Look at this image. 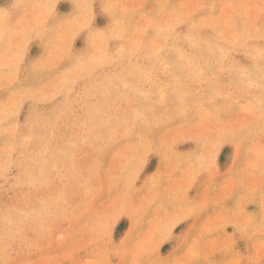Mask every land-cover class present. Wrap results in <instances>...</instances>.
Here are the masks:
<instances>
[{"label":"rangeland","instance_id":"1","mask_svg":"<svg viewBox=\"0 0 264 264\" xmlns=\"http://www.w3.org/2000/svg\"><path fill=\"white\" fill-rule=\"evenodd\" d=\"M0 264H264V0H0Z\"/></svg>","mask_w":264,"mask_h":264},{"label":"bare ground","instance_id":"2","mask_svg":"<svg viewBox=\"0 0 264 264\" xmlns=\"http://www.w3.org/2000/svg\"><path fill=\"white\" fill-rule=\"evenodd\" d=\"M109 3H110V2H109ZM109 3H108V4H109ZM84 4H85V2H84ZM111 7H112V6H111ZM232 12H233V11H232ZM36 16H37V15H36ZM77 16H78V15H77ZM74 18H75V17H74ZM167 22H168V21H167ZM74 23H75V22H74ZM78 23H79V22H78ZM164 24H165V23H164ZM223 24H224V23H223ZM112 36H113V35H112ZM72 45H73V44H72ZM62 52H63V51H62ZM93 54H94V53H93ZM87 57H88V56H87ZM19 59H20V58H19ZM160 60H161V59H160ZM80 63H81V62H80ZM82 63H83V62H82ZM82 65H83V64H82ZM82 65H81V66H82ZM43 67H44V66H43ZM41 68H42V67H41ZM98 70H99V69H98ZM15 78H16V77H15ZM58 88H60V87L58 86ZM21 92H22V91H21ZM8 105H9V104H8Z\"/></svg>","mask_w":264,"mask_h":264}]
</instances>
